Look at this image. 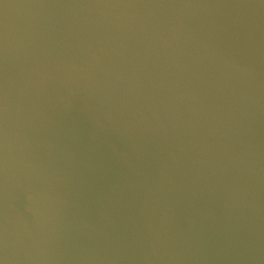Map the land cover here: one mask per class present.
<instances>
[{"label":"water","instance_id":"1","mask_svg":"<svg viewBox=\"0 0 264 264\" xmlns=\"http://www.w3.org/2000/svg\"><path fill=\"white\" fill-rule=\"evenodd\" d=\"M264 224V0H0V264H234Z\"/></svg>","mask_w":264,"mask_h":264}]
</instances>
